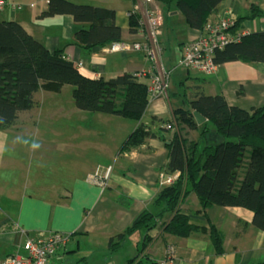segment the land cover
Instances as JSON below:
<instances>
[{
	"label": "crops",
	"instance_id": "1",
	"mask_svg": "<svg viewBox=\"0 0 264 264\" xmlns=\"http://www.w3.org/2000/svg\"><path fill=\"white\" fill-rule=\"evenodd\" d=\"M76 2L96 5L90 1ZM48 5L49 0H7L0 13V21L16 20L28 34L51 51L64 48L69 60L77 65L83 64L84 68L80 72L90 79L98 75L109 80L121 76L122 72L129 69L131 72H158L157 64L154 66L150 61L149 65H140L145 58H149L145 52L121 56L120 53L111 55L104 51L105 48H97L86 53L74 44L76 32L84 26L76 23L70 15L41 17ZM252 6L264 12V0H224L218 11L211 16L209 24L218 23L222 16H229L234 21L247 17ZM136 7L131 3L126 17L124 12L119 14L116 9H112L116 11V24L124 32L122 42L151 45L147 25L138 34L129 33V13ZM142 10H139L141 15ZM163 27L164 24L161 29ZM260 31H264V15L254 21L246 20L237 32L244 35ZM182 35L175 45L178 66L185 46L198 39L202 31L193 30L187 25ZM158 43L162 50L164 44L159 39ZM123 63L128 65L123 67ZM163 68L171 73L165 65ZM198 75L201 78H196L201 80L199 84L206 95L222 94L230 106L252 113L264 105V63L236 61L219 65L212 75ZM159 102L154 101L150 106L147 112L150 119L143 120L153 131L161 129L160 121L164 114L165 120L172 116L165 108H158ZM82 112L78 109L72 111L83 131L71 133L64 141L65 148L58 144L59 148L49 149L52 148L48 146L50 142H44V147H34V137L38 131H13L17 123L0 130V261L10 256H26L24 245L28 240L56 232L68 234L70 238L52 258L53 264H77L80 260H85L86 264H119L114 262L115 254L109 251L110 239L126 231L144 211L161 213L154 201L162 189L159 179L168 162L165 142L160 138L149 139L141 148L120 154L119 146H108L106 142L93 138L95 135L111 139L112 134H117L114 131L118 125L115 117L89 113L84 115L86 113ZM31 116L30 119L24 117L23 122H32L34 119ZM85 125L100 135L84 130ZM136 127L137 124L122 134L123 142ZM166 137L169 138L170 134ZM27 138L30 142L24 143L23 140ZM54 154L59 157L53 161L49 156ZM109 166L113 167V173L105 189L88 180V175L94 169ZM218 208H210L208 217L200 214V201L195 193H191L184 201L182 210L191 223L204 228H208L211 223L224 233L223 255H215L211 238L206 233L179 238L164 235L159 227L149 234L154 240L146 255L153 261L161 262L167 256V248L172 247L175 264L264 262V232L254 227L253 213L242 208ZM163 222L164 219L159 224ZM226 227L231 228L234 237L228 236ZM242 228L245 229L240 233L239 229ZM142 238L143 233L137 232L126 239L119 251L124 260L138 253Z\"/></svg>",
	"mask_w": 264,
	"mask_h": 264
},
{
	"label": "trees",
	"instance_id": "2",
	"mask_svg": "<svg viewBox=\"0 0 264 264\" xmlns=\"http://www.w3.org/2000/svg\"><path fill=\"white\" fill-rule=\"evenodd\" d=\"M129 1L135 4L136 0ZM155 1L175 4L188 27L203 31L224 0ZM129 14V33H140L144 27L140 13L132 10ZM63 15L72 16L76 23L84 26L76 32L74 44L86 53L124 39L122 28L116 24L115 10L78 5L69 0H49L41 17ZM263 15L259 7L252 6L248 16L235 20L230 31L237 32L246 20L254 21ZM236 61L264 63V31L244 34L240 41L229 44L215 55L218 65ZM142 77L129 72L109 80L90 79L67 58L64 48L51 51L16 20L0 21V129L9 128L23 113L34 110L39 92L59 93L65 86H72L78 110L137 122V128L123 142L120 154L139 149L148 139L160 138L166 144L168 162L162 174L172 177L174 182L162 187L154 201L161 213L148 210L141 213L126 231L110 239V253L119 252L128 237L141 232L143 238L138 254L127 264H160L146 255L154 240L149 234L159 227L164 235L179 238L206 233L211 238L215 255H223L224 233L211 223L208 228L197 226L183 213V203L191 193L200 201V214L208 217L212 207L242 208L253 213L254 227L264 232V105L252 113L230 106L222 94L206 95L196 78L184 94L188 109H175L174 118L161 120V129L153 131L143 122L150 100L149 84L143 82ZM195 112L207 122L199 126ZM173 122L199 130L204 139L213 127L223 139L208 144L197 155V143L188 147L186 137L178 134L174 125L167 127ZM168 134L173 136L167 138ZM162 219L164 222L160 225ZM77 264L86 262L80 260Z\"/></svg>",
	"mask_w": 264,
	"mask_h": 264
},
{
	"label": "rangeland",
	"instance_id": "3",
	"mask_svg": "<svg viewBox=\"0 0 264 264\" xmlns=\"http://www.w3.org/2000/svg\"><path fill=\"white\" fill-rule=\"evenodd\" d=\"M81 1L94 2V3H96V5L98 3H100V5H97V6L103 7V8H108V9H116L117 12H119V14H122V12H124L123 14L125 15V17H126V11L128 10V8H131V3H132L129 0H109V1L81 0ZM71 2H73L74 4L80 5L79 3L76 2V0H72ZM139 3H140L139 0L135 1V5H140L141 3L140 4ZM28 4L29 3H27L26 5L28 6ZM83 5L90 6L91 4H83ZM91 6H94V5H91ZM14 7L17 8V6H14ZM31 7H33V6H31ZM143 7H144V4H143ZM153 7H155V9H157L159 11L160 15L162 16V21L164 24V27L162 29L160 28L161 30L159 29L158 33H157V39H159L160 42H162L164 44V48L162 49V52H161V55H162L161 65L162 66L165 65V67L169 71H171V73L166 71L169 73V81L167 83L168 87H167L166 91L162 94L163 97L158 98L157 100H155V102L161 101V102H159L160 104L158 103V108L159 107L165 108L167 111H169V113H172V116L170 115L172 118L174 116L173 113H174L175 109H178L179 107H182L184 109H188L189 105L185 101L184 94L187 93V87H191L192 82H194L196 77L201 78V76L198 75V73L196 71L187 70L186 68H184L183 66L180 65V62H179V66L177 65L178 62L176 61V56H175V54H176L175 53V48H176L175 45H176L177 41L179 42V40H180L179 37H183V35H182L183 29L185 31V27L187 28V24H186V20H185L184 16L181 13H179L175 4L166 5V4H160V3L155 2V6H153ZM160 31H161V33H159ZM126 43H129V42H126ZM108 54L114 55V53H108ZM115 54H119V53H115ZM120 55L125 56L126 54L120 53ZM149 61L152 62L153 65H155V62L151 61L150 58H145L144 63H142L140 65L141 66L149 65L150 64ZM180 61H181V59H180ZM124 65L125 66L128 65V63H123L122 66L124 67ZM77 68H78V66H77ZM129 70L122 72L121 76L123 74L131 72V70L130 71ZM144 71H132L131 73H135L137 75L138 73H142ZM154 73H156V71ZM150 76H151L150 74H148V75L145 74V76H143L141 78V80L143 82L149 84L151 82V81H149ZM197 82L201 83V80L199 78H197ZM151 83L149 84V88H150ZM36 100H37V105L34 108V110L29 112V114L23 113L21 115V118L16 122L17 125L14 128H12L13 131H17L19 133H24V131H29L30 129H32L33 131H38V135H36L34 137V147H36V148L44 147V145H43L44 142H50V144L48 146L49 147L51 146L52 148H49V149H54V147L65 148L66 143H64V141H66V139L69 137V135L71 133L80 132L81 130L83 131V129H81V127L79 128V126H78V119L72 113V111L77 109L75 106L74 98H73V87L72 86H65L63 88V90L59 93L40 92L36 96ZM149 100H150V105H149V109H150V106L152 105V103H154V101L151 98L150 89H149ZM82 113H86L84 115H87V112H82ZM30 115H32L31 118H33L34 120H31L32 122H25L24 123L23 122L24 117L28 116L30 119ZM103 115H106V114H103ZM113 117H115V119L119 125V126L116 125L115 129H114V131H116L117 134H115V135L112 134L113 136L111 139L106 138V137L101 138V136L97 137L95 135L93 136V138L97 141L99 140L100 142H106L108 144V146H113L114 144H115V146H119V152H120V148L123 144L122 138L124 137V135H122V134H124V132L126 130H128L129 128H132V126L136 125L137 122L134 120H130V119H124V118L118 117V116H113ZM163 117H166V115L164 114ZM163 117H161L162 120H164ZM161 118H160V120H161ZM149 119H150V116L147 115V113H146V115L143 117V120L148 121ZM83 123H88V121H83ZM167 125H168L167 126L168 128H171V125H174L175 131H177L178 134L180 132L184 137H186V139L188 141V147H192L191 146L192 144L197 143L198 144L197 155H200L202 153L203 149L205 148V146H207L208 144H213L214 141H216V140L220 141L223 139L221 136H218L215 133V130L213 129L212 126H211L212 132L208 135L207 138L204 139L201 137V133L199 130H196V131L190 130L184 124H177L176 122H173L170 125L169 124H167ZM85 126H86L85 127L86 129H84V130L96 132L95 129L89 128L88 125H85ZM156 126L158 128L159 123H157ZM171 131H172L171 134L174 135L173 128ZM96 133L99 134V132H96ZM118 133H121V134H118ZM172 136H170V138ZM76 138L77 137H75V139ZM45 140H47V141H45ZM148 140H146V142ZM23 142L28 143V142H30V139H28V138L24 139ZM58 144H59V147H58ZM24 146L26 147L27 145H24ZM87 152L93 153L90 150H88ZM49 157L51 160L54 161L55 157H59V155L54 154V155L49 156ZM108 168H112L111 173H113V167L112 166H109L106 168L105 167L104 168L98 167L97 169H94L88 175V180L90 181L89 177H92L97 172L105 173L108 170ZM72 173L73 172H71V174ZM60 178H63V176L60 175ZM93 182L94 181H92L91 183L93 185H95ZM159 186L164 187V186H168V185L159 184ZM215 208L219 209L218 207H215ZM244 229L245 228L239 229V232L240 233L243 232ZM226 230H227L228 236H232V237L235 236V233H232L230 227H226ZM69 238H70V236H69ZM170 248H172V247L167 248L166 254H168L169 251H172ZM121 253L122 252L115 253L114 262H117L119 264L123 262L122 264H127L128 260L134 258L138 254V253H136V255H131V257H129L130 259L124 260L123 256H121ZM163 261H161V262H163ZM161 262H159V263H161ZM56 264H61V263L57 262ZM250 264H252V263H250Z\"/></svg>",
	"mask_w": 264,
	"mask_h": 264
},
{
	"label": "built area",
	"instance_id": "4",
	"mask_svg": "<svg viewBox=\"0 0 264 264\" xmlns=\"http://www.w3.org/2000/svg\"><path fill=\"white\" fill-rule=\"evenodd\" d=\"M140 5H137L136 12L143 9L142 24L147 25L151 45L142 43H126L116 42L106 47V53H122L128 54L132 52H145L151 61L157 64L158 72L144 71L138 73L137 76L151 75L150 92L153 101L163 97L169 81V73L163 68L161 64V48L158 43L157 33L162 27L163 21L159 11L155 9V0H139ZM7 0H0V13L3 12ZM144 4V7H143ZM153 5V6H152ZM235 26V21L229 16H222L221 20L216 24L207 25L202 31V35L188 43L183 51L180 65L187 70H193L204 75L214 74L219 65L215 62V55L218 51L225 49L229 44L240 41L243 34L239 32H231V28ZM154 65V66H155ZM79 71L83 70V64L77 65ZM95 75L94 79H99ZM112 168H108L105 173L97 172L90 178V182L104 189L112 175ZM173 178L165 174L160 175L159 184L171 185ZM69 240L68 234L49 232L47 235L37 239H30L24 245L26 256H10L0 261V264H53L52 258L65 246ZM169 251L165 260L160 264H175L174 251Z\"/></svg>",
	"mask_w": 264,
	"mask_h": 264
},
{
	"label": "water",
	"instance_id": "5",
	"mask_svg": "<svg viewBox=\"0 0 264 264\" xmlns=\"http://www.w3.org/2000/svg\"><path fill=\"white\" fill-rule=\"evenodd\" d=\"M194 116L198 125H202L203 123L207 122V119L197 112L194 113Z\"/></svg>",
	"mask_w": 264,
	"mask_h": 264
},
{
	"label": "bare ground",
	"instance_id": "6",
	"mask_svg": "<svg viewBox=\"0 0 264 264\" xmlns=\"http://www.w3.org/2000/svg\"><path fill=\"white\" fill-rule=\"evenodd\" d=\"M148 56V55H147Z\"/></svg>",
	"mask_w": 264,
	"mask_h": 264
}]
</instances>
